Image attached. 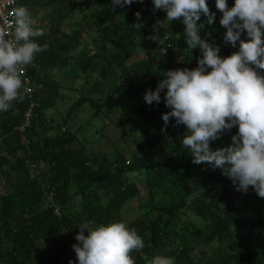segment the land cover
<instances>
[{"label": "trees", "instance_id": "1", "mask_svg": "<svg viewBox=\"0 0 264 264\" xmlns=\"http://www.w3.org/2000/svg\"><path fill=\"white\" fill-rule=\"evenodd\" d=\"M90 2L94 8L82 12L79 20L67 25L48 22L42 28L44 35L36 41L46 43L47 49L35 56L22 76L32 92L28 95L22 90L23 99L0 113V180L4 183L0 187V264H68L70 259L75 264L71 246L78 243L77 227L84 221L117 220L134 228L145 241L140 252L131 253L135 264H150L157 254L171 256L175 264H196L193 255L203 243H213L212 264H264V198L251 186L246 193L236 191L230 179L207 162L193 163L180 145L187 130L182 124L173 126L174 118L161 131L162 114L170 110L164 105L163 92L160 103L138 109L145 126L135 125L125 111L112 123L111 128L126 137L134 132L135 149L119 152L103 146L96 150L97 143L110 138L100 133L107 122L101 130L91 131L92 120H109L114 105L110 96L92 98L87 86L93 82L90 67L100 61L108 45L128 55L142 52L137 62L120 63L119 70L126 76L122 93L131 96L154 90L167 70L195 68L201 53L186 49L183 24L175 20L165 26L166 14L159 9L153 12L151 0L124 8H113L111 0H18V6L51 15L65 9L66 19L84 11ZM233 2L227 0L228 6ZM207 3L216 18L208 25L201 16L205 23L200 35L220 48L221 57L228 56L238 50L239 43L233 48L222 42L223 36L214 27L220 25L222 13L214 0ZM137 12L142 21L139 29ZM241 39H246L244 33ZM112 66V61L99 66L100 80L119 73ZM63 70L66 74L61 75ZM79 73L84 75L81 79ZM79 79L82 86L75 91L78 97L67 113L51 115L57 99L64 95L60 92L66 87L64 82L72 80L73 84ZM30 101L34 105L29 124L20 132ZM77 111H89L92 119L80 120ZM235 132V127L223 132L210 142V148L229 145ZM133 172L135 176L128 175ZM72 184L76 190L70 194ZM144 189L148 198L140 204L142 212L124 219L126 204L138 199ZM50 191L51 200L46 196ZM72 200H79L76 212L68 205Z\"/></svg>", "mask_w": 264, "mask_h": 264}, {"label": "clouds", "instance_id": "2", "mask_svg": "<svg viewBox=\"0 0 264 264\" xmlns=\"http://www.w3.org/2000/svg\"><path fill=\"white\" fill-rule=\"evenodd\" d=\"M134 2L143 0H111V6L124 8ZM214 3L222 13L219 24L226 29L222 42L233 48L239 43L238 50L225 57L219 55L220 48L214 42L200 35L205 23L201 16L208 25L216 18L207 0H151L152 11L162 10L168 24L175 20L183 24L186 49H199L201 56L191 70L163 72L155 89L145 91L143 100L158 104L163 92L164 105L170 110L162 114L161 131L174 118L173 126L182 124L187 130L180 145L193 163L207 162L219 168L236 191L246 193L251 186L258 197L264 198V74L259 71L264 70V0H234L231 7L227 0ZM135 16L139 29L140 13ZM36 24L29 11L19 6L13 9L11 22L5 19L0 26V113L8 112L13 102L23 99V72L38 53L47 49L46 43L36 41L44 35ZM242 33L246 39H241ZM233 127L236 132L230 144L212 150L210 142ZM54 213L58 214L57 208ZM77 228L78 243L71 246L75 264H135L131 253L145 247L144 239L123 220L106 224L84 221ZM68 264L73 261L70 259ZM150 264L175 261L157 254Z\"/></svg>", "mask_w": 264, "mask_h": 264}, {"label": "rangeland", "instance_id": "3", "mask_svg": "<svg viewBox=\"0 0 264 264\" xmlns=\"http://www.w3.org/2000/svg\"><path fill=\"white\" fill-rule=\"evenodd\" d=\"M92 1V0H91ZM91 8H94V3L90 2L88 3V6L85 7L84 11L78 10L75 14L72 13L70 15V18L63 19V15H65V9L60 10L61 13H56L54 15H51L47 11L38 10V9H31L30 14L31 16L39 23L38 26H41V29L48 24V22H63L65 25L68 23H73L75 20H79L82 16V12H88ZM29 10V9H27ZM48 18V19H47ZM47 19V20H46ZM162 21V20H161ZM165 26H167L168 22L164 19L162 21ZM216 32L218 35L223 36L226 29L223 28L221 25L215 24L214 25ZM45 31V30H44ZM108 49H106L105 54L103 57H101L100 61L97 62L95 65H92L90 67L89 73L92 72L94 75H92L93 82H91L90 86H87L88 92L90 96L94 99L97 98H103L106 96L112 97V105L113 109L109 113V120H106L104 123L98 119L95 118L92 120V127L91 131L93 130H101L102 125H106L107 127L102 129L100 133L102 134H108L110 141L103 142V139L97 143L96 145L98 149L100 150L103 148V146L106 148V150H117L122 151L124 149H135V147L132 144L134 132L123 133L121 130L119 132L114 131L111 127H113V122L118 118V116L122 112H126L130 115L132 122L137 126H145L146 119L143 117V115L138 111L140 106L146 104L143 100L144 93H137L135 96H131L130 93H126L125 95L122 93L123 88L122 85L124 84V80L126 76L120 72V63L122 65H130L135 62H137L138 59L143 58L142 52L134 55H128V53H125L123 51H119L116 48H114L112 45L107 46ZM107 61H112L113 66L110 68L115 67L116 70H119V73L109 80H100V77L98 76V68L102 64L107 63ZM51 73H54L55 70L50 71ZM62 74H66V71L63 70L60 72ZM88 74V73H87ZM80 79L83 74L81 75L79 73ZM60 77H58L59 79ZM75 81L73 84H71L70 81L64 82L65 88L61 89V93H63V97L57 99V103L55 104V110L51 111V115H65L67 111L70 109L71 105L76 101L78 95L75 92L77 89H79L82 86L81 80ZM70 85L73 87L71 88ZM127 88V86H126ZM121 96V97H120ZM120 97V98H119ZM76 117L80 120H87L92 113L89 111H86L85 113L81 111H77L75 113ZM74 115V116H75ZM91 118V117H90ZM92 119V118H91ZM125 131L127 129L123 127ZM128 132V131H127ZM98 136V135H97ZM113 143V144H112ZM95 150V151H96ZM112 152V151H111ZM108 153V152H107ZM108 155V154H107ZM109 156V155H108ZM221 172V171H220ZM225 178H227L225 176ZM229 179V178H227ZM3 181L0 180V187L3 185ZM76 190V187L74 184H72L69 188V193L72 194ZM138 199H133V202L130 204H126L125 206V213L128 211V214H124V219H133L137 217L142 210L140 209V204H143L146 199L148 198V192L144 189L140 192V194L137 196ZM96 201V198L94 199ZM79 200H72L68 205L72 208V211L76 212L79 210L80 205L77 203ZM141 202V203H140ZM236 245L238 248H241V245L239 242H236ZM212 248H214L213 243L212 244H199L197 245V248L194 252V258L196 260V264H212V256L211 251ZM251 251V250H250ZM221 262V261H220ZM221 264V263H220ZM224 264V263H222Z\"/></svg>", "mask_w": 264, "mask_h": 264}, {"label": "built area", "instance_id": "4", "mask_svg": "<svg viewBox=\"0 0 264 264\" xmlns=\"http://www.w3.org/2000/svg\"><path fill=\"white\" fill-rule=\"evenodd\" d=\"M18 6V0H0V26L4 24L5 19H7L9 22L12 20V13L13 9H15ZM24 75V72H23ZM25 80V89L24 91L30 95L32 92L31 87L28 85L29 81L27 78ZM34 105V102L30 101L29 109L25 113V118L23 124L18 128L20 132L24 130L26 126L29 124V117H30V110L32 109ZM46 196H48V199L51 200L53 198L52 193H47Z\"/></svg>", "mask_w": 264, "mask_h": 264}, {"label": "crops", "instance_id": "5", "mask_svg": "<svg viewBox=\"0 0 264 264\" xmlns=\"http://www.w3.org/2000/svg\"><path fill=\"white\" fill-rule=\"evenodd\" d=\"M30 12V10H28Z\"/></svg>", "mask_w": 264, "mask_h": 264}]
</instances>
